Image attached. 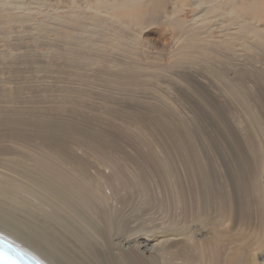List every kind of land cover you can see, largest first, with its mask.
Listing matches in <instances>:
<instances>
[{
    "label": "rangeland",
    "instance_id": "obj_1",
    "mask_svg": "<svg viewBox=\"0 0 264 264\" xmlns=\"http://www.w3.org/2000/svg\"><path fill=\"white\" fill-rule=\"evenodd\" d=\"M96 1L0 0V176L17 175L5 169L7 159L24 171L38 157L64 169L72 183L61 189L86 216L90 228L79 227L105 264H125L120 246L136 238L151 247V232L167 237L175 263L208 264L213 256L221 264L235 249L233 236L215 239L195 217L207 214L230 229L214 202L222 194L233 214L264 212L252 171L264 162L255 119L264 120V35L252 32L264 31V0H143L117 15ZM232 2L243 26L229 17L237 13ZM50 145L65 157L50 154ZM103 177L124 180L116 197ZM102 193H110L106 202ZM114 212L121 217L112 219ZM129 228L142 229L140 236H128ZM37 243L48 257L29 242L19 246L45 263L69 264Z\"/></svg>",
    "mask_w": 264,
    "mask_h": 264
},
{
    "label": "bare ground",
    "instance_id": "obj_2",
    "mask_svg": "<svg viewBox=\"0 0 264 264\" xmlns=\"http://www.w3.org/2000/svg\"><path fill=\"white\" fill-rule=\"evenodd\" d=\"M226 1L220 0L219 3L221 4L222 2H226ZM143 2H144L143 0H118L113 4H110L109 0H97L95 2V4L98 6V9H102L104 11H113L115 14L116 11H118L120 9L122 10V9H126V8H128V9L131 8V10H132L133 8L143 4ZM194 3L196 5L197 9H202L201 15H202L203 19L208 17L210 12L209 13L206 12V8L203 7L202 1H200V3L195 1ZM230 4H231V2H230ZM231 6H232V9H235V5H233V2H232ZM246 6L247 5H245V7ZM251 7H252V9L254 8L253 6H250V8ZM220 8H221V6L220 7L213 6V10H215L216 12H218V11L220 12ZM237 10H236L237 13L233 12L232 15H230L229 17L231 19H233L234 21L236 20V21L240 22L243 26L244 25L243 20H242L243 18H241V16H243V15L240 14L241 12H239ZM239 10L244 11L243 9H240V8H239ZM119 14H121V13H119ZM111 15H113V14H111ZM115 15H117V14H115ZM115 15H114V18L117 17ZM132 15H133V13H132ZM119 17H122V16H119ZM119 17H118V19L120 20ZM124 18L126 19V16ZM132 18L139 19L135 16H133ZM125 21H128V20H125ZM128 23L129 24H137V26L138 25L140 26L142 24V23L140 24V22H138L137 20H134V19H131L130 21H128ZM179 23H177V25H175L174 27L177 28V27L183 26V24H182L183 22L181 24H179ZM260 31H261L260 29L259 30L254 29L252 32L256 36H260L262 34L264 35V33H263L264 31L263 32L261 31L262 33ZM263 35H262V37H263ZM195 38H196V36H195ZM190 39H194L193 35H191V34L189 35L187 40H190ZM261 39L264 40V38H261ZM183 46H184V44H183ZM186 46H189V43H187L185 45V47ZM183 49H184V47H183ZM183 49H181V50H183ZM217 73H218L217 75L219 78L226 77V75L224 76L222 74L223 71H222V73H220V71ZM130 119L136 124V126H138L139 129L143 130V128H144L143 124L144 123L140 117H137V115H133L132 118H130ZM255 119H256L257 124H258L260 130L262 131V134L264 137V120H263L262 116H260V115L255 117ZM145 125H146V123H145ZM54 142H56V141H54ZM48 150H49V153L52 154L53 156H56L58 158L65 157L64 156L65 153L63 151H61L59 148H56V147L50 145V146H48ZM5 163H7L5 165V169L9 170L10 172H14L17 175H15L16 176L15 177V176L11 175V173H8L6 171L5 172L6 176H4V177L0 176V235L7 238V236L4 234H6V233L7 234H13L17 239L16 240L12 239L13 240L12 242L15 243L16 245H17V243H16L17 240L20 241L19 243H22L24 241L29 242L30 246H32L33 249H35L38 252L39 251L43 252L48 257L49 252H47L45 250V248L39 246V244L37 243L38 241H40V239H42L45 244H47L49 247L53 248L58 254H61L64 257V260H67V263H69V264H105L104 263L105 261L104 262L101 261L102 257L100 256V254L98 257L97 253L99 251L97 252V249L93 247V244H91V240H90L92 238L91 234L90 235L86 234L79 227V225H81V224H87V226L90 225L88 223L87 219L84 218L85 215L83 216V214H81L79 212V210H76V209L71 207L69 199L65 196V194H66V193H64L65 191L63 192V190L61 189L62 185L65 184L67 180H68V182L70 181L71 176H68L69 174H67V172H65V170L62 169L61 167L57 166L56 164H54V163L50 162L49 160H46L45 158H42V157H38L35 160L34 170H32V171H24V170L20 169L18 166H15L13 164V161L10 159H7V161H5ZM77 164H79V163H77ZM70 166H71V164H70ZM248 170H249V167H246L245 172H247ZM252 171H253V177L255 176L254 177L255 188L254 187L253 188L257 194L258 199L260 200L261 196L264 194L263 193L264 192V162L258 168H255ZM136 176L137 175H135V178H136L135 180H137ZM121 178H123V177H121ZM109 179L104 178L103 179V182H104L103 185L107 186V187H114L116 189V192L113 194V196H112V193L110 192L111 197L114 198L118 189H120V187L125 185L124 180L118 179V178L115 180H109ZM256 181H258V182H256ZM69 183H72V181ZM232 186H234V184H232ZM73 188H74V186H73ZM122 189L123 188H121L119 191L121 192ZM119 191H118V193H120ZM110 193L109 194L108 193H102L100 195L102 198L101 200L103 202H106V200H108L110 198ZM217 195H219V194H217ZM222 196H223V194H222ZM222 196H220V197L218 196V198L215 199L214 202H216V200H217V202H216V205L215 204L214 205L216 206L217 210L224 216L223 223L224 224L225 223L232 224V227L230 229L224 228L222 230L221 228H218V226H219V225L217 226L218 223L215 222L207 214H204V215L198 214L195 217V219L198 222H200V223L202 222V224H204L207 228L208 227L210 228L215 239L220 240L224 237H230L231 235L233 236L235 249L233 251L226 252L220 263L221 264H262V263H264V212L262 211L260 213L258 212L256 214H254V215L253 214L249 215L248 212L242 210L243 212L242 213L240 212L241 214L238 213L237 214L238 216H237L236 212H235V214L232 213V208H233L232 206L233 205H232L231 200H230L231 197L229 198L228 196H225V197L229 198V202L226 203V201L224 199L225 197L223 198ZM90 202H91V200H90ZM206 204H207V201H206ZM243 204L245 205V207H243L244 210L247 208L248 209L250 208L248 205V202H246V204L245 203H243ZM260 204H258V205H260ZM246 205H247V207H246ZM256 205H257V201H256ZM52 206H54V207H52ZM47 208H49V209H47ZM112 208L113 207H111V209ZM115 214L117 215L116 212L112 213V215H114L113 217H111L112 219L113 218L119 219L121 217V216L120 217L118 216L119 218H117V217H115ZM123 218H121L122 221H123ZM113 221H115V220H113ZM122 221H119V222L117 221V224L114 222L113 225L116 227L119 224V226H121L123 229V224H122L123 222ZM124 222H125V220H124ZM110 224L112 226L111 230H113L112 222H110ZM127 224L128 223L126 221V223H124V226L127 227ZM92 227L93 226L91 225V228ZM83 228H85V226H83ZM89 228H90V226H89ZM131 229H130V231H128L129 235L127 233L128 236H130V235L133 237H134V235L140 236L142 229H139V228H136V229L133 228V230H131ZM120 230H121V228H120ZM173 231H174V229H172V231H170V232L172 233ZM94 234H96L95 231L93 232V236H96ZM99 234L100 233L98 232V235ZM151 236H153V237H151ZM151 236L150 237L153 238L152 239L153 244L152 245L150 244L151 247L145 246L146 244L143 245L144 242L138 240V238L135 239L134 243H132L130 245L128 244V246L126 245L124 248L122 246H120L121 247L120 248L121 254L125 258V261L127 262L126 263L124 261L123 263H125V264H188L189 258H187V257H186L187 259H183L184 263H175L176 258L174 255L173 247L167 246V244H165V242H163L167 238L165 235L160 234L157 236L156 234H153L151 232ZM37 238L38 239L40 238V239L37 240ZM19 243H18V246H19ZM104 243H105V246H106V244L109 245L108 242L107 243L104 242ZM113 243L115 244V242H113ZM21 246L24 249L26 248L22 244H20V247ZM116 247H117V245H116ZM27 249H29V248H27ZM257 250H261L262 252L259 253V252H257ZM120 251H119V253H120ZM202 252H205V251L203 250ZM247 252H249V253L246 254ZM30 253H32L34 256H36L41 261L46 260L49 262L48 258H40L34 252H30ZM205 253L207 255H211L212 252L211 251L208 252V250H207V252H205ZM202 255H203V253H202ZM241 256H243V257H241ZM107 258H109V257H107ZM118 258H120L119 255H118ZM144 258H146L147 260H143ZM220 260H221V258H220ZM106 262H108V261L106 260ZM208 262H209L208 264H210V263L211 264H217L218 261H217V259H215V257L211 256L208 259ZM45 264H49V263L46 262Z\"/></svg>",
    "mask_w": 264,
    "mask_h": 264
},
{
    "label": "water",
    "instance_id": "obj_3",
    "mask_svg": "<svg viewBox=\"0 0 264 264\" xmlns=\"http://www.w3.org/2000/svg\"><path fill=\"white\" fill-rule=\"evenodd\" d=\"M0 264H45L32 253L0 235Z\"/></svg>",
    "mask_w": 264,
    "mask_h": 264
}]
</instances>
